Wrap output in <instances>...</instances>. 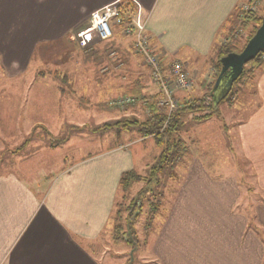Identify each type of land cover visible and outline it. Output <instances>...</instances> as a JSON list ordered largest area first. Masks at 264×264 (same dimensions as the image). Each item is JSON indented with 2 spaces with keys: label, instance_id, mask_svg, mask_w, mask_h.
<instances>
[{
  "label": "crops",
  "instance_id": "0c3cea01",
  "mask_svg": "<svg viewBox=\"0 0 264 264\" xmlns=\"http://www.w3.org/2000/svg\"><path fill=\"white\" fill-rule=\"evenodd\" d=\"M117 1L131 0H0V70L20 87L15 95L17 130L4 128L13 117L8 107L3 105L0 111V153L5 156L0 163V264L115 263L101 243L109 229L113 243L121 242L110 227L116 231L112 214L122 177L136 171L133 143L146 139L136 134L132 139L131 131L97 130L92 136L115 135L113 144L69 165L60 164L57 151L62 146L50 142L37 146L31 135L41 130L59 135L68 126L86 123L72 111H62L59 102L66 92L61 87L54 96L30 88L35 83L43 87L68 81L70 87L81 88L71 90L69 103L90 100L87 97H93L92 104L107 102L121 94V88L133 94L139 89L144 103L157 101L156 84L147 72L135 74V66L128 69L124 86L117 77L101 73L110 69L108 64H94L88 54L80 62L73 60L79 51L84 55L72 43L76 28L88 21L91 11ZM138 1L164 67L180 60L195 79L194 90L177 92L183 101L208 92L216 79L215 57L229 20L240 6L254 0ZM114 32L108 41L92 37L86 53L94 45H108L117 55L127 56L130 65L134 39L119 27ZM46 65L52 73L39 71ZM252 86L253 104L241 119L231 113L220 130L219 146L215 136L204 132L194 140L200 148L186 167L147 264H264V65ZM86 89L88 94L74 98ZM136 110L128 109V115ZM146 112L150 115L147 108ZM217 117L222 120L221 114ZM100 121L95 126L106 122ZM9 145L16 149L5 150Z\"/></svg>",
  "mask_w": 264,
  "mask_h": 264
},
{
  "label": "rangeland",
  "instance_id": "374dc122",
  "mask_svg": "<svg viewBox=\"0 0 264 264\" xmlns=\"http://www.w3.org/2000/svg\"><path fill=\"white\" fill-rule=\"evenodd\" d=\"M86 26L87 21L76 28L74 32H77ZM241 36L243 37L245 34L243 33ZM72 43L73 46L77 47L79 50L83 49L84 53V55H82L79 51L77 55L74 54V62H80L81 59L85 58L88 54L90 62H93L94 64H108L107 66H109L110 69L105 70L104 72L101 71V73L104 74V76L109 77L110 74L112 77H117L121 85H126L128 79H126L125 75L128 74V69L133 66H135V74H144L147 72V76L151 77L152 79L151 70L137 52H134L132 54L133 56L130 54L131 56L129 65L128 57H122L121 55H117V53L113 55L112 53L115 50L110 48L111 46L105 45L95 47L94 45L93 47H89L90 49H88L89 51L86 53V48L88 47H81L73 40ZM107 48L111 49H109L108 55L104 52V49ZM262 58L264 60V55ZM215 59H218V54H216ZM35 63H37V61ZM48 66H43L39 71H44L46 74L52 73V71H49ZM90 71L93 72L92 70ZM98 72L101 74L100 71ZM38 81L41 84H44L45 82V80L41 81V78ZM67 83L69 82H61L56 85L51 83V85H44L43 87H39V84L35 83L33 87L31 86L30 92L33 91L38 93L41 90L43 95L54 96L58 95V91L61 87V89L66 92V95L62 97L61 101L59 102L62 111H72L79 122L84 121L86 124L68 126L67 128H64V131L59 135L49 136L41 130L35 132V134H32L31 136L34 138L35 144L37 146L45 143L47 144L49 142L56 145L57 147L62 146V148L57 151V159L59 162H61L60 164L64 165H69L70 163L81 158H85L97 151L106 149L109 145L113 144V138L115 135H106L105 138L102 136L97 137L96 134L92 136L93 133L97 132L94 129L97 127L94 123H96L98 119L102 122L106 121L103 123H100V121L99 123L101 126H107L106 124L112 125L108 128L105 127L100 133L117 130L120 132L129 131L130 134L131 131L130 135L132 139H136V137H141L144 140L146 139L145 141H142L141 139L140 141L133 143L136 147L135 156L137 166L135 173L138 174L139 177L135 176L131 179L128 189L120 190V193L116 199L114 212L112 214V223H120V225L123 226L121 235L124 232V239H122L120 243L115 242L116 244H114L111 236L109 235L111 230L109 229L104 233V241H102L101 244H106L104 248L108 250L107 254L109 257L115 260L114 264H147L146 260L151 259V251L155 246V240L159 230L165 222V219L172 212L177 194L182 185V180L186 174V167L188 168L189 161H191L194 157V153L198 151L196 147L200 148V142H197V144L194 146L199 132H204L206 136H210L211 138H214L215 136L217 138L216 144L219 146L220 130L225 127V121H229L231 113L235 114L238 119H241L249 110L250 105L253 104V86L249 84L244 85L242 83L236 84L233 90L234 93L220 104L219 115H213L212 118L208 120H195L188 118L185 122L178 121V131H175L174 133V138L176 140L173 141L176 143V146H168L165 145L164 142H161L160 144L155 139L153 134L148 136L144 135L145 133L141 131L143 129L138 123L137 125L133 124L137 120L139 122L148 120L147 118H149V115H147L146 112L147 105L144 102H139L138 100L133 102L121 101L123 98L130 97L125 88H121V94L110 98L107 100V102L99 104L95 102L92 104L93 97H87L90 100L82 103H77L76 100H74V102L69 103L67 98L71 94V90L79 92L81 88L75 86L70 87ZM17 84V80L7 79L4 76L2 70H0V111L4 109L5 106H7L10 114H13V117L8 120L9 122L4 123V128L9 127V129H12V132L17 130L19 127L15 125L16 118L14 115V112H16V106L18 104V99L15 95L17 94V91L20 90V87L17 86ZM57 86L59 88H57ZM25 89L26 91L28 90L27 88ZM191 90H194V87ZM54 91H57V93ZM86 94H88V89H86L85 94H74V98L75 96ZM176 97L178 98L179 106L182 105V99L177 95ZM20 98H22L21 95ZM130 98H132V96ZM30 102L31 99L29 102L27 101V103ZM134 107L137 108L135 111L136 114L128 115V109ZM161 108L164 109L167 115L170 109H166L165 107ZM174 110L175 109H173V111ZM77 114L87 118L80 120L82 116ZM220 114L222 120L217 117L220 116ZM100 116L103 118L101 119ZM67 120L70 121V118ZM71 121L76 123L74 119H71ZM166 123L167 120L164 125ZM129 134L121 135L120 137L122 139L120 140L127 138ZM134 134H136V137ZM37 138H39V140ZM70 138H72L71 143L65 145L67 143L66 141H68ZM92 138L95 140L91 141ZM207 142L208 141L203 140L201 143L205 144ZM62 143L64 144L62 145ZM204 144L201 146V148L204 147ZM15 149V147L9 145L5 150L11 151ZM162 153L163 156H161ZM60 156H62V158ZM2 157L5 156H2L0 153V163L3 160ZM161 162L163 167L160 171H157L156 179V176L151 174L152 171L154 172L153 165L158 166V164ZM241 164L245 165V161L242 160ZM57 166L59 165L57 164ZM244 167L248 168L246 166ZM249 185H251V183H249L248 186ZM128 223L130 224L128 225ZM110 227H112L114 230V225ZM113 230L112 233H116V231L113 232ZM118 244H120V246H117Z\"/></svg>",
  "mask_w": 264,
  "mask_h": 264
},
{
  "label": "trees",
  "instance_id": "16d2710c",
  "mask_svg": "<svg viewBox=\"0 0 264 264\" xmlns=\"http://www.w3.org/2000/svg\"><path fill=\"white\" fill-rule=\"evenodd\" d=\"M120 11L121 14L124 15V18H131V16L136 11L135 4L131 1H127L126 3L123 1L120 3ZM263 12L264 6L260 13L245 11L242 6H240L233 14V17L230 18L228 28L226 29L224 35L221 37L219 44L216 78L222 67L221 58L231 52H241L243 50L248 40L255 34L256 30L261 25ZM243 33L245 34V36L242 37L241 34ZM263 55L264 51L257 55L254 60H252L245 66L242 75L234 83L233 89L224 100L228 99V97L234 93L233 90L236 84L242 83L244 85H253L257 71L264 65V60L262 58ZM214 83L215 81L211 83L208 92L202 97H193L185 100L183 99L182 105H180L171 114L170 118H168L164 109L158 105L157 101H154L152 103L146 101V108L150 112V115L148 116L149 118H147L148 120H145L144 122H139L137 120L133 124L137 125L138 123L139 125H141L143 129L141 131L145 133L144 135L148 136L153 134L155 139L160 144L161 142H164L165 145L176 146V143H174L173 141L176 140L174 138V133L175 131H178V121L185 122L188 118H192L195 120H206L211 118L213 115H219L220 104L224 100L218 106L215 105L214 98L210 94L213 89ZM131 84L133 83L131 82ZM127 93L130 95V97L132 96L133 101L138 100L139 102H143L141 100H143L144 97L139 92V89L134 94L130 90H128ZM166 120L168 125L164 127V123L166 122ZM106 125L107 126H98L95 130H104L105 127L108 128L112 126L108 124ZM161 156H163V153ZM162 167V162L158 164V166L153 165L154 172L152 171L151 174L155 175L156 179L157 171H160ZM135 176H138V174L132 171L124 174L121 181L122 189H128L131 179ZM122 229L123 226H121L120 223L115 226V230L117 232L116 240L124 239V232L121 235Z\"/></svg>",
  "mask_w": 264,
  "mask_h": 264
},
{
  "label": "built area",
  "instance_id": "2783aa9c",
  "mask_svg": "<svg viewBox=\"0 0 264 264\" xmlns=\"http://www.w3.org/2000/svg\"><path fill=\"white\" fill-rule=\"evenodd\" d=\"M135 4L136 11L131 18H124L120 11V1L112 2L103 7L91 11L88 17L87 26L74 32L72 40L81 47L90 46L92 37L100 41H108L115 34V27L125 35H130L134 39L135 52L144 60L149 69L153 82L156 84L159 97L158 105L170 109L168 118L179 107V91H190L195 86V79L185 69L180 60H175L169 67H164L161 58L156 54L150 37L147 33V21L143 16L142 5L138 0H131ZM264 6V0H254L245 3L242 8L245 11L260 13ZM239 33V32H238ZM114 51L112 54L114 55ZM121 101L132 102L130 97L123 98ZM173 109H175L173 111ZM167 126V123L164 127Z\"/></svg>",
  "mask_w": 264,
  "mask_h": 264
},
{
  "label": "water",
  "instance_id": "95a60500",
  "mask_svg": "<svg viewBox=\"0 0 264 264\" xmlns=\"http://www.w3.org/2000/svg\"><path fill=\"white\" fill-rule=\"evenodd\" d=\"M264 51V12L262 23L241 52H231L221 58V70L215 80L211 96L218 106L231 92L245 66Z\"/></svg>",
  "mask_w": 264,
  "mask_h": 264
}]
</instances>
